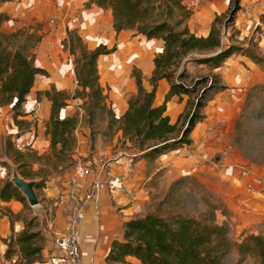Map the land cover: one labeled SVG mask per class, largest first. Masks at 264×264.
<instances>
[{
  "label": "trees",
  "instance_id": "1",
  "mask_svg": "<svg viewBox=\"0 0 264 264\" xmlns=\"http://www.w3.org/2000/svg\"><path fill=\"white\" fill-rule=\"evenodd\" d=\"M13 0H0V5ZM185 0H91L98 8L110 9L112 27L116 34L133 30L147 40H158L163 50L153 57V72L149 79L151 91L143 87L141 71L133 68L137 92L128 100V110L117 118L108 97L99 84L98 59L113 54L115 47L100 44L89 50L77 31L67 30L62 47L74 58V74L77 88L74 94L58 92L51 88L46 96L51 103L45 135L49 137L52 156L58 161L72 163L76 147L74 132L78 117L61 120L59 113L69 100H82L84 111L91 124L96 113L105 115L107 131L121 132L122 148L137 152V158L155 159L158 155L191 143L189 137L204 116L205 98L220 94L226 88L220 85L217 74L192 78L188 66L218 71L233 55L246 57L260 65L264 59L253 45L225 44L229 27L235 24L241 0H230L227 11L215 16L206 36H196L187 24L191 11ZM8 18L0 14V24ZM43 38L38 28L17 30L9 35L0 32V108L10 106L13 125L19 133L29 132L31 123L23 111L27 96L34 87L35 79L46 73L36 67L37 49ZM161 80H166L169 90L164 102L154 105L155 90ZM187 97L184 111L174 123L166 115V102L173 97ZM6 151L13 152L19 175L31 180L36 175L24 169L26 159H33L30 152L16 150L11 140L6 141ZM129 144V146H127ZM56 168V166H55ZM41 181L37 184L39 188ZM20 202L27 206L25 198L10 181L0 188V202ZM46 239L41 231H35L31 222L7 240L3 261L14 264H37L42 262ZM232 244L227 237V227L218 223L214 213L203 218L179 215L161 216L149 213L130 218L122 224L120 238L114 239L104 258L105 264H131L127 258L137 259L141 264H222ZM240 259L235 264H244L245 256L255 257L264 264V239L250 236L238 244ZM0 260V264H4Z\"/></svg>",
  "mask_w": 264,
  "mask_h": 264
},
{
  "label": "crops",
  "instance_id": "2",
  "mask_svg": "<svg viewBox=\"0 0 264 264\" xmlns=\"http://www.w3.org/2000/svg\"><path fill=\"white\" fill-rule=\"evenodd\" d=\"M250 1L252 2L253 0ZM3 5V8L8 11L12 18L18 19V26L23 27L30 23H36L42 27L41 33L43 34V38L37 51L35 65L43 70L46 75H39V78L36 80L37 83L35 81L34 87L29 94L31 96L40 94V99L42 98V100L38 104L42 107L41 115L38 111L32 114V111L28 108H23V111L27 115L25 120H38L37 131H34L33 128L29 132L19 133L12 123L11 113L7 109L0 108V139L3 136H13L12 141L16 140L18 146L19 143H21L22 147L26 144L32 150L43 154L47 152L50 145L49 137L44 133V124L49 121L50 117V101L46 93L51 92V88H54L58 92L73 93L76 88L74 71L66 60H62L65 53L68 54L62 47V41L66 36V31L70 27V24L68 22H59L57 25H51L48 22L54 16H64L67 19L68 17L77 15L79 17L78 34L83 43L88 45L86 46L89 50L95 49L100 44L107 48H112L116 39L120 40L121 37H125L122 35L124 32L116 34L112 27L111 15L106 14L104 16L103 10L91 3V0H21ZM209 26L210 23L203 33L196 34V36H206ZM236 29L239 31L241 37H246L249 34L250 27L242 24L236 25ZM190 31L195 34L194 30L190 29ZM92 43L93 45L89 46ZM224 43H230L228 36H226ZM249 44H251L250 39L244 46ZM162 50L163 44L161 41L155 39L147 40L137 34V69L141 71L143 87L148 92L152 90L149 83L153 72L152 60ZM59 53L62 54V57H60ZM235 56L239 59H244L251 65L253 64V67H249L253 68L254 71L245 68L240 70L243 65L239 63L235 67H232L233 64L228 67V62ZM231 58L216 73H221L224 70L226 72L225 75L229 77H231L229 74L234 73L231 77L233 80L238 79L236 75H239L240 71L248 73L247 76L243 75L246 81H260L263 78V73H260L257 68L258 65H255L246 57L233 55ZM101 69L103 71H100ZM111 69H115V65L109 62H104L101 68L98 66L99 84L107 95L108 102L111 104L115 116L120 118L128 110V100L136 94L137 89L133 78L129 77L125 79L118 75L111 76L110 73H106L107 70ZM168 90L169 84L166 80L158 82L155 90V106H159L164 102ZM226 91L228 90L218 94L215 99L223 96ZM183 98L180 100L178 97H173L165 104L166 115L169 117L171 123H174L185 109L187 97L184 96ZM214 103L212 102L211 108L208 106L205 109L204 120L195 126L189 137L191 143L188 145V150L193 154L192 159L183 158L177 154L182 147L160 154L155 159H145L137 158V152L134 150L127 152L130 150L120 148V143L115 148V143L117 142L113 143L112 146L106 147H99L97 144L96 151L90 155L93 156L87 162H81L82 160L79 159L74 168L63 177L58 186L55 181H52L46 189V196L52 200L54 219L48 224V228L41 230L46 243L42 253V262L37 264H52L59 257L58 251L52 246V239L54 236L60 234L63 228L65 219L64 209L68 203L66 197L68 179L72 176L77 178L78 193L83 197L89 191L92 182L97 176L96 174L100 170L102 171L100 176H103L107 171L115 175L129 176L131 183H128L126 186L135 191V200L130 201L123 191L119 189L118 185L113 183L107 190L101 192L95 201L89 204L84 221L78 229L80 246L79 264H105L104 258L108 253L111 242L121 237L123 222L133 217L144 216L149 200L156 191L157 182L160 186L159 192L164 189L168 192L173 182L186 173L208 170L207 172L211 171L216 175H221V173L236 171L242 177H245V180L239 184L242 188L243 186L245 187V190H247L246 194L244 192L238 193L233 198L229 197L227 193H221L220 196H222L223 202L227 204L228 215L236 232L241 233L243 230L248 231L250 229L254 231L256 229H253L255 222L251 221L250 217L256 214L250 211L252 209L250 206H248L250 207V210H248V207L243 208L242 205L246 201L252 205L262 206L254 198L257 195L264 199V188L258 184V179L264 177V175H256V171L253 172L252 168L239 163L235 156L232 157L228 148L222 146V140L226 131L222 120L217 114H214V111L218 110V108H213ZM74 112V109L66 106L60 111V119L71 118ZM225 115L229 117L228 113H225ZM33 116L34 118H32ZM121 138V132H118L117 139L121 140ZM86 141V138H82V141L78 140L80 146L77 147L76 153L86 154ZM113 153L114 155H112ZM215 155L217 157L215 161L221 164V167L207 165L203 162L205 158H213ZM76 157L77 154L74 158ZM82 170H88L90 174L84 175L81 172ZM251 175H253L252 182L249 179ZM4 177L5 170L0 165L1 186ZM2 207L8 208L15 217L21 212L23 205L20 202L12 200L10 202H0V210ZM23 229V220L20 218L10 220L6 216H1L0 213L1 261H3L9 237L12 234L20 233ZM127 260L131 264H141L137 259L132 257L127 258ZM3 263L14 264V260L3 261Z\"/></svg>",
  "mask_w": 264,
  "mask_h": 264
},
{
  "label": "rangeland",
  "instance_id": "3",
  "mask_svg": "<svg viewBox=\"0 0 264 264\" xmlns=\"http://www.w3.org/2000/svg\"><path fill=\"white\" fill-rule=\"evenodd\" d=\"M19 1L21 0H13L12 2ZM184 4L191 11V16L188 19L187 24L190 29L195 31V35H199L205 31L206 27L212 22L215 16L223 15L227 11L230 5V0H185ZM3 7L4 5H0V14L6 16L8 20L0 24L1 33L9 35L20 29L27 30L29 27L38 28L40 32L42 31V27L36 23H30L23 27L18 26V19L12 18L8 11ZM239 7L240 9L236 15L235 24L229 27L226 36L229 37L231 43L241 46L247 44L250 39V45H253L254 50L264 59V0H253L252 2L250 0H241ZM103 12L104 16H106V14L109 16L111 15L110 9H105ZM48 24H50V21ZM242 24L250 27L249 34L246 37H241L239 31L236 29V25ZM76 31L78 33V28ZM122 32H124L122 35L125 37H121L120 40L116 39L113 46L116 48V51L113 54L101 56L98 60V66L101 68L104 65V62H109L115 65V69L107 70L106 73L108 72L111 76L118 75L126 79L129 77L132 78L131 72L133 68L137 69V33L133 30ZM92 45L93 43L89 46ZM59 55L62 57V54L59 53ZM67 55L68 54L65 53L62 60H66L68 65L74 71V58ZM231 59L232 60L227 64L228 67L232 66L231 64H233L232 67H235L237 66V63H239L243 65L240 70L245 68L254 71L253 68L249 67L253 64L251 65L244 59H239L236 56ZM257 68L260 73H263V76L261 75L263 78L260 81H246L244 79V76L248 75L246 71H240L239 75H236L238 76V79L236 78L233 80L231 77L234 73L229 74L231 76L229 77L225 75L226 72H224V70L223 74V72H210L206 67L198 69L194 65L188 66L192 78L203 75H218L220 85L224 86L226 88L225 90L228 91L217 99H215L217 95L212 98H210L211 95H209L205 98L206 106L201 113L204 116L205 109L208 106L211 108L212 102H215L213 108H218V110H215L214 114H217L222 120L226 131L224 139L222 140V146L227 147L231 152L232 157L235 156L239 163H243L252 168L253 172L256 171V175H264V63L258 65ZM100 71L103 70L101 69ZM37 78H39V76L36 77L35 81ZM73 93L67 92L66 94ZM41 100L42 98L40 99V94L35 96L28 95L23 108H28L32 111V114L38 111L41 115L42 107L38 104ZM183 100L185 99L183 98ZM66 106L74 109L75 112L73 116L76 115L78 117V125L74 132L77 143L71 158L72 163L67 160L65 161L66 165H64L65 163L54 158L52 156L50 145L47 152L40 154L37 151L32 150L30 146H27L26 144L22 147L21 143H19L18 146L16 140L12 141L13 136H3L0 139V165L5 170L3 184L6 181L11 182L14 170L19 175L17 170L19 164H15V156L12 154L13 152L7 154L6 151V141L11 140L14 148L19 152H30L34 155L33 159L25 158L23 161H26L27 164L24 169H30L35 172L36 175L34 176V179H24V181L35 182L34 190L38 199V205L35 207H30L25 199L27 206H23L21 212L15 217L8 208L2 207L0 210L1 216H6L10 220L13 218H20L23 220L24 227L26 222H31L32 228L35 231H41L48 228V224L54 219L52 200L46 196V189L49 184L52 181H55L58 186L63 180V177L74 168L79 159L82 160L81 162H87V160L93 156H90L91 153L96 151L97 144L99 147H106L112 146L113 143L117 142L115 143V148H117L118 144H121L122 141V138L121 140H118L119 138L117 139L118 132L112 135L107 131V119L105 115L96 113L93 122L91 124L89 123V118L84 111V102L82 100H69L66 102ZM1 109H7V111L11 113V116H13L10 106L2 107ZM225 113H228L229 117H226ZM32 118H34V116ZM27 121L31 123L30 129L28 130L30 131L34 128V131H37L38 120ZM21 132L25 133V130ZM82 138L87 139L86 154L76 153L77 147L80 146L78 140L82 141ZM115 148L114 150H116ZM120 148H122V145ZM127 152H131V150ZM76 154L77 157L74 158ZM112 155H114V153ZM84 156L87 157L85 158ZM216 158L215 155L213 159L216 160ZM207 171L208 170L197 171L195 173H186L182 175L173 182L168 192H166L165 189L159 192L160 186L157 182L156 191L152 194L144 215L156 213L161 216L179 215L189 218H203V216L209 213H214L217 222L223 223L227 227V237L232 244V248L223 258L222 264H235L240 259L238 249V244L240 242L250 236H261L264 239V199L257 195L254 198L262 206L256 204L252 205L246 201L244 202L242 207L246 208L250 206L252 209L250 210V207H248V210L253 211L256 214L253 217H250V220L255 222L253 229H256L254 231L251 229L248 231L243 230L241 233L236 232L228 215L229 210L227 204L223 202V198L220 194L227 193V195L232 198L238 193L241 194L244 192L246 194L247 190H245V187L243 186L242 188L239 184L245 180V177H242V175L236 171L221 173V175H216L214 172ZM19 177L21 176L19 175ZM252 178L253 175L249 178L251 182ZM41 180V186L36 188ZM244 264H258V261L255 257L248 255L244 258Z\"/></svg>",
  "mask_w": 264,
  "mask_h": 264
},
{
  "label": "built area",
  "instance_id": "4",
  "mask_svg": "<svg viewBox=\"0 0 264 264\" xmlns=\"http://www.w3.org/2000/svg\"><path fill=\"white\" fill-rule=\"evenodd\" d=\"M59 22L70 24V29L76 31L79 25V17L74 15L68 17L67 19L64 16L57 17L54 16L50 20L51 25H57ZM77 88V83H76ZM74 94V93H73ZM73 94H70L71 96ZM188 145H183L182 148L178 151V155L192 159L193 154L188 150ZM203 162L207 165H215L216 167H221L222 165L216 162L213 158H205ZM82 174L89 175L88 170H82ZM101 170L96 174V178L91 184L89 191L85 196H80L78 193V180L75 176H72L67 181V206L64 209L65 219L63 228L60 234L56 235L52 239L53 248L58 251L59 257L52 264H79L80 263V246L78 238V229L84 221L86 210L89 204L95 201L99 194L109 188L110 185L116 183L126 195L130 201L135 200V191L126 186L128 183H131V179L127 175H115L107 171L103 176L101 175ZM258 184L260 187L264 188V177L258 179Z\"/></svg>",
  "mask_w": 264,
  "mask_h": 264
},
{
  "label": "water",
  "instance_id": "5",
  "mask_svg": "<svg viewBox=\"0 0 264 264\" xmlns=\"http://www.w3.org/2000/svg\"><path fill=\"white\" fill-rule=\"evenodd\" d=\"M11 182L21 192L30 207L38 205L37 195L34 190L35 182H25L15 170L13 171Z\"/></svg>",
  "mask_w": 264,
  "mask_h": 264
}]
</instances>
